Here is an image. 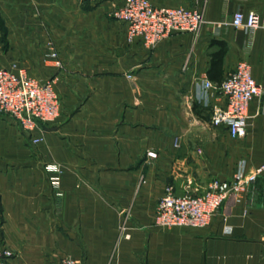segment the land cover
<instances>
[{
    "label": "crops",
    "instance_id": "0c3cea01",
    "mask_svg": "<svg viewBox=\"0 0 264 264\" xmlns=\"http://www.w3.org/2000/svg\"><path fill=\"white\" fill-rule=\"evenodd\" d=\"M149 1L200 11L206 23L198 36L177 33L148 47L129 43L114 17L125 0H0V66L54 80L61 100L60 119L32 135L0 111L7 264H264V174L206 228L156 225L168 187L201 193L214 179L264 166L261 100L250 104L247 136L234 140L211 124L226 100L205 87L240 62L264 86V0ZM237 12H256L261 27L235 28ZM221 45L219 64L212 57ZM46 164L63 169L61 196Z\"/></svg>",
    "mask_w": 264,
    "mask_h": 264
},
{
    "label": "built area",
    "instance_id": "2783aa9c",
    "mask_svg": "<svg viewBox=\"0 0 264 264\" xmlns=\"http://www.w3.org/2000/svg\"><path fill=\"white\" fill-rule=\"evenodd\" d=\"M114 17L126 24L129 43L140 40L148 47H154L177 33L198 36L206 23L200 11L156 8L149 0H125L124 5L114 12ZM232 25L237 29L255 31L261 27V17L256 12H237L233 16ZM55 64L58 68L62 67L60 60H56ZM205 87L218 91L226 100L225 107L214 108L211 124L214 127H225L234 140L245 138L250 104L259 99L264 110V86L258 85L253 78L251 66L240 62L236 70L220 84L206 81ZM0 111L15 119L31 135L40 125L56 123L61 117V100L54 80L40 81L24 70L16 72L0 66ZM42 141L43 138L33 140L35 144ZM149 156L156 155L149 153ZM45 170L50 174L53 190L61 196L62 167L46 164ZM263 174L264 166H261L251 173L237 172L229 181L214 179L201 193L188 190L178 195L173 187H168L157 207L156 225L165 229L206 228L231 195L240 196L250 191ZM192 184L189 183L190 186ZM125 230V227L122 228L123 232ZM124 237L129 239L130 235ZM11 256L9 251L0 253V264H7ZM59 264L80 263L65 258Z\"/></svg>",
    "mask_w": 264,
    "mask_h": 264
},
{
    "label": "trees",
    "instance_id": "16d2710c",
    "mask_svg": "<svg viewBox=\"0 0 264 264\" xmlns=\"http://www.w3.org/2000/svg\"><path fill=\"white\" fill-rule=\"evenodd\" d=\"M219 45V44H218ZM225 55V46L221 45L220 51L213 54V59L216 60L219 64L222 63L223 57ZM220 84V83H219Z\"/></svg>",
    "mask_w": 264,
    "mask_h": 264
}]
</instances>
